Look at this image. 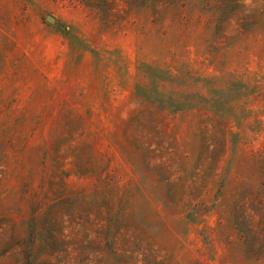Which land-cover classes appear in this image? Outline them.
<instances>
[{"label":"rangeland","instance_id":"1","mask_svg":"<svg viewBox=\"0 0 264 264\" xmlns=\"http://www.w3.org/2000/svg\"><path fill=\"white\" fill-rule=\"evenodd\" d=\"M0 264H264V0H0Z\"/></svg>","mask_w":264,"mask_h":264}]
</instances>
